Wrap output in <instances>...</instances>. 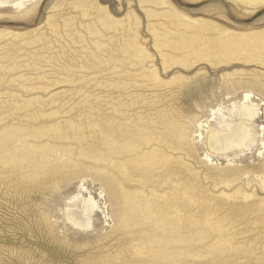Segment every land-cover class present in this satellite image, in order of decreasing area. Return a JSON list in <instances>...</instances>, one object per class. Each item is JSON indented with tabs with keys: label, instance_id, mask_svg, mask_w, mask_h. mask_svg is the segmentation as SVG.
<instances>
[{
	"label": "rangeland",
	"instance_id": "1",
	"mask_svg": "<svg viewBox=\"0 0 264 264\" xmlns=\"http://www.w3.org/2000/svg\"><path fill=\"white\" fill-rule=\"evenodd\" d=\"M170 11L236 32L264 30V7L253 11L242 0H35L0 10V134L20 130L37 144L23 163L0 162V264H264V191L256 176L264 173V90L255 88L258 141L245 153L217 157L195 138L189 157L167 144L173 145V120H206L219 102H239L242 91H231L228 80L258 78L264 84V65L173 63L174 55L182 58L172 47L183 31ZM209 28L202 29L215 35ZM136 46L144 59L128 57ZM153 70L159 79L150 75ZM176 78L182 79L174 83ZM44 132L52 136L29 139ZM6 145L0 142V148ZM151 149L174 158L171 165L152 172L138 166ZM126 161L132 170L127 175L121 169ZM237 169L258 173L238 178L229 189L219 182ZM81 184L99 207L85 231L60 212ZM182 185L197 187L198 203L183 202ZM114 186L144 192L165 227L140 219L125 225ZM238 188L256 198H219Z\"/></svg>",
	"mask_w": 264,
	"mask_h": 264
},
{
	"label": "bare ground",
	"instance_id": "2",
	"mask_svg": "<svg viewBox=\"0 0 264 264\" xmlns=\"http://www.w3.org/2000/svg\"><path fill=\"white\" fill-rule=\"evenodd\" d=\"M34 1L35 0H0V10L19 9V8L24 7L26 3H32ZM148 1H155V0H148ZM160 1L163 4L167 5V0H160ZM242 1L243 2L246 1L248 4V8H250V10L252 9L253 11H257L261 7H264V0H242ZM36 3H37V1H36ZM36 3H34L33 5H35ZM246 6H245V8H246ZM98 11L102 15H104L106 18L110 17L105 9L98 8ZM170 14L174 18L182 20V26H180V27L182 28V31H183V34L182 33H181V35L178 34L180 36V38L176 42L175 46L172 47L173 51L175 50L177 52L182 53L181 54L182 58L176 59L175 57L177 55H174L172 58L173 63L182 64V66L184 68L190 67L191 63H193L192 61H194V60L197 62L198 61H202V62L207 61L214 67L217 65L219 66V65H224V64H231L233 62L257 63L260 65H264V30H260V31L258 30V31H254V32H248V33L236 32V31H232L229 29L227 30L226 28L222 29V27L220 28L219 26H217L213 23H209V22H206L203 20L191 21V20H189V19H187L181 15H178L175 11H170ZM203 27H210L211 29H214L216 31V34L215 35L213 34L214 36L213 35L212 36L207 35L209 33H206L207 31L205 32V30L202 29ZM214 30H213V32L215 33ZM3 35H4V33H0V37H2ZM167 36H168V33H167ZM128 57L130 59H144L145 53L141 47L136 46V47L130 48V51L128 52ZM164 57L167 58L169 56L167 54H165ZM150 75L156 79H159L158 74L155 70H153L150 73ZM230 76H232V75H230ZM232 78H233V76H232ZM181 79L182 78L173 79L174 80L173 82L179 83V81H181ZM228 82H229V84L232 83L231 85H229L230 87H233L231 89V91L232 90H233V92H235V90L236 91H238V90L242 91V99L239 102H236V101L231 102V99L227 98V100H225V101L223 100V101L219 102V104H216V106L208 109L209 115H208L206 120H201V118H199V116H194V117L190 116V118L185 119L184 121H181V120L177 121V119H176V121L173 120L172 123L170 121L169 123H171V126H172L171 127V129H172L171 134L173 135V137H171V140L173 142V145L170 142L167 144H169V145L171 144V146L177 147L178 151H180L181 153L184 152L185 155L187 154L189 157H191V156H193V153H194L193 146L191 143H192V141L195 140V138H198L201 142L205 143L207 150H209L213 154L217 155V157H221V156L229 157V155L234 154V153H238L237 155L245 153L247 149L251 148L255 143H257L258 140L256 139V133L254 132L253 125L256 122V119L259 117V115L261 113V109H260V105L256 103L257 99H255L256 96L254 93H255V88L264 90V84L262 82H260L258 80V78L254 79L253 81H249L248 83H244L240 80L236 81V80H232V79L228 80ZM229 94H231V92ZM171 115H172V113H171ZM212 122H215L216 125L212 126L211 125ZM166 125H167V123H166ZM262 130L264 131V127L262 128ZM19 131L20 130H17L14 132H9V133H8V131H6V132H3L2 134H0V142L7 144L5 147L0 148V162L20 164V163H23L29 157L36 154L35 147H37V144L28 141L29 134H26L24 132H19ZM204 132H205V135H204ZM194 133L197 134L196 137L193 136ZM38 135L52 136V134L50 132L36 133V134L32 133L29 139L33 138L34 136H38ZM198 139H197V141H198ZM42 147L45 148L47 146H42ZM162 153L163 152H161V149H160V151H159V149L158 150L157 149H151V153H145L139 157V159L137 160V164H138V166H141L143 163V167L146 169L151 166V170H150L151 172L153 169L155 170L157 166L159 169H160V167H163V168L165 166L169 167L172 163L171 161L174 158H170L169 156L165 155L164 153L162 154ZM96 156H97V151H95V153L91 155L92 158H95ZM179 157H178V159H179ZM206 158L208 160H210L209 154H206ZM180 159H181V157H180ZM181 161H183V160H181ZM179 162H180V160H179ZM184 167H186V166L184 165ZM121 169L124 171V173L126 175L128 174L129 171H132L129 168L127 161L121 165ZM255 173H258V172L257 171L252 172V171L243 170V169L231 170L229 173H226L224 175V177L219 180V182L221 184H224V186L226 185L227 186L226 188L229 189L233 186V184L237 181L238 178L243 177L247 174L256 175ZM209 174L211 175V173H209ZM256 176L258 179L257 186H259L261 188V190L264 191V173H262L261 175H256ZM188 187H189V185H188ZM188 187L182 185V188H183L182 197H183V202L186 203L189 201L190 202L189 205H190V204H193L194 202L198 201V199H196V198L199 195L197 193V190H198L197 187L192 188V189H190ZM213 187H214V185H213ZM218 187H219V185H218ZM113 188L117 189L116 190L117 192L115 191L116 194L114 195V193H113V195H114L113 197L115 198V202H116L117 206L120 208V213H121V217L123 216L124 224H125V222H127L129 224V222H131V221L135 222L137 219H140V222L142 221L143 224H145V222L148 223L149 221H152V222L155 221V224L154 223L153 224L155 226L156 225L159 226L158 229L165 227L166 222H163V218H162L163 216L160 214L161 211L155 213V215H156V218H155L154 213H153L154 211L150 210V206H149L150 204L148 203V201L150 202V200L146 199L147 196H143L144 192H141V193L138 191L127 192V191H124L120 186H114ZM180 188H181V186H180ZM84 189H85L84 184H81L77 190V193L65 200V205H63L64 202H63V204L60 203L61 205H63L62 208L60 209V212L64 213V217H65L66 222H68L74 228L79 229V230H83V231L91 228L92 215L95 213V211L97 209H99L98 203L91 196L86 198L83 195ZM175 198H176V195H175ZM219 198H221V200H223V201H224V199L227 201H230L233 199H242L243 201L247 202V201H250L251 199L256 198V194L254 191L248 192L244 188H238L235 191H233L231 194L229 192H226V191L221 192ZM205 201L207 202L208 200L205 199ZM155 202H157V201H155ZM174 203H175V201H174ZM174 203H173V205H174ZM196 203H198V202H196ZM184 204H182V205H184ZM260 204L264 205V200L261 201ZM71 206H73V208H70ZM159 206H160V204H159ZM171 207H173V206H171ZM172 209H174V208H172ZM176 210H175V214L178 211V210L177 211ZM134 211H135L136 215L138 216V218L134 217ZM165 212H166V210H165ZM148 216H151V219ZM175 216L178 217V213ZM179 216H180V214H179ZM191 217H190V219H191ZM152 218H154V220H152ZM178 218H174V219H177L179 222L180 220ZM182 218H184V216ZM190 219L189 220L187 219V220L190 221ZM169 221H171V220H169ZM140 222H139V224H140ZM173 222H175V221H173ZM178 222L177 223L175 222V223L178 225ZM185 223H187V221ZM135 224H134V226H135ZM171 224H173V223L171 222ZM171 224L168 223V225H171ZM179 224H180V222H179ZM130 226H132V225H130ZM172 227H173V225H172ZM186 227H187V224H186ZM171 229L174 230V228H171ZM171 229H170V231H173ZM161 230H160V232H161ZM177 230H178V228H177ZM180 231H181V229H180ZM165 233H168V232H165ZM180 234H182V232ZM156 236H155V238H156ZM167 238L168 237H166V239ZM177 238H178V236H177ZM160 239H162V238H160ZM174 240H175V238H174ZM141 241H142V239H141ZM168 243H167V245H168ZM165 244H166V242H165ZM230 245L229 244L224 245V247H222V248L228 249ZM162 249L164 250V247ZM161 254H162V252H161ZM173 255H175V253ZM168 256H169V254H168ZM167 260H168V258H167Z\"/></svg>",
	"mask_w": 264,
	"mask_h": 264
}]
</instances>
